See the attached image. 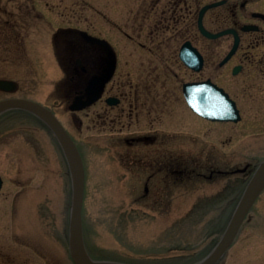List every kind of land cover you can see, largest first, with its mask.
Segmentation results:
<instances>
[{"label": "flooded vegetation", "instance_id": "1", "mask_svg": "<svg viewBox=\"0 0 264 264\" xmlns=\"http://www.w3.org/2000/svg\"><path fill=\"white\" fill-rule=\"evenodd\" d=\"M53 6L50 0H0V81L13 84L11 90L0 88V100L31 99L29 92L41 90L43 87L42 81L38 82L33 74L36 72L34 65L39 69L38 75H45L52 61L55 67H58L59 74L53 79L47 73V78L49 76L48 79L52 80L49 81V86L52 87L44 103L55 115L61 108L65 110L63 121L59 120L67 132L71 133L70 136L79 151L80 145L65 121V116L69 114L78 122L79 128L84 123L82 119L91 117L93 128L99 131L96 137L109 141L108 151L115 152H111L113 157H122L118 156L116 142H120L126 147L125 150H129L130 153L125 155L130 159L134 158L131 151L137 146L143 147L147 153L153 155L154 163L143 168L141 173L134 174L141 176L139 181L142 188L136 200L185 201L187 195L177 193V190L193 189V185L200 186V180L216 182L220 177L234 173L240 175L235 183L224 184L222 189L206 196L203 201L237 203L240 197L228 195V189L242 183L244 176L248 175L256 163L245 159L237 149L229 150L225 138H221L219 142L214 141V134L210 138V134L219 127L236 125L242 119L237 102L222 85L215 82L211 72L213 69L227 70L226 64L239 55L247 64L254 63V54L243 50V42L246 39L251 40L248 37L251 34H259L258 39H252L247 48L256 49L264 45V0H139L137 10L132 12V17L131 14L129 16L127 27H133V20L136 27H140V33L126 32L121 37L118 36L119 41L100 36L93 24L90 31L68 24L67 18L62 19V25H53L49 15L55 7L61 9L59 5ZM64 15L63 11L59 16ZM199 22L212 33L225 29H232L234 32L209 37L201 32ZM45 32H48L47 36H44ZM236 36L239 39L236 51L222 63ZM220 41H230L231 45L223 57L215 62L216 66L213 68V44ZM186 43L201 57L202 64L198 70L187 66L180 57L181 48ZM36 52L39 53L35 56ZM111 53H114L113 73L103 84L100 95L83 109L70 110L69 106L75 98L86 100L87 90L99 87L97 80L107 70ZM122 53L126 55L124 59ZM262 55L264 56V52ZM255 63L262 67L260 60ZM259 66L248 68V74L264 76ZM244 67L242 60L235 64L230 71L232 77L242 76ZM176 70L186 76L179 75ZM62 80L67 81V89L70 92L67 91L63 98L57 97ZM201 82H209V85L213 83L222 88L234 101L240 119L212 120L196 112L186 99L184 85ZM249 88L250 86H247V89ZM52 93L56 94V98ZM184 114H187L186 117H181ZM211 154L217 157L214 162H207ZM196 159L200 162L196 163ZM117 166H113L112 173L117 175L119 183V177L123 180L124 173L120 165ZM225 212H199L200 215L195 218L194 224L209 226L204 227V238L192 245L186 242L168 244L167 249L176 251L174 255L149 256L143 252L142 242L139 248L129 245V249L139 253L122 257L106 253L108 246L105 244L103 233L113 235L118 230L120 234L134 239L135 236L131 234L142 233L146 229L149 216H154L150 219H166L158 223L159 227L168 224L172 225L171 229L179 230L180 224L193 212L111 211L102 212V217H89L87 223L83 212L85 248L89 257L96 260L148 264L145 260L151 258L155 261H179L171 264H193L204 258L223 234L232 215L231 212L225 216ZM106 225L109 226L108 232L105 230ZM96 226L103 232L95 231ZM128 239L125 238L126 241ZM161 246L163 247L162 243L157 244V248ZM15 254L18 262L21 254L14 251L11 256L15 257ZM129 255L135 258L132 259ZM45 258L46 256L43 258L44 262L48 261V258ZM68 259L74 264L69 252ZM223 259L224 257L215 264H220Z\"/></svg>", "mask_w": 264, "mask_h": 264}, {"label": "rangeland", "instance_id": "2", "mask_svg": "<svg viewBox=\"0 0 264 264\" xmlns=\"http://www.w3.org/2000/svg\"><path fill=\"white\" fill-rule=\"evenodd\" d=\"M50 2L53 3V7L61 6L60 10L57 7L52 9L49 15L53 25H62V19L67 18L68 24L90 31L93 29V24L100 36L115 41H119L118 36L121 37L126 32L140 33V27H136V22L133 20V27L131 29L127 27L129 16L131 14L132 17V12L137 10L139 0H50ZM63 11L65 15L60 17V12ZM43 34L47 36L48 32ZM248 37L251 40L246 39L243 42V50L254 54V63L247 64L239 55L226 64L227 70L214 71L213 69L211 72L215 82L222 85L237 102L242 116L241 122L219 127L217 131L210 134V138L213 134L215 142L225 138L229 150L237 149L245 159L256 163L264 157V76L248 74V68L259 66L255 61L260 60L262 67H259L264 72V56H261L264 45L260 48L248 49L247 45L252 43V39L253 41L258 39L259 34H251ZM230 45V41L213 44V68L216 66L215 62L223 57ZM38 53L36 52L35 56ZM125 57L126 55L123 54V59ZM240 59L245 66V72L242 76L233 78L230 71L241 61ZM51 63L47 73L54 79L55 76L58 77L59 70L52 61ZM33 69L36 71L33 74L36 75L38 82L42 81L43 87L41 90L29 92V97L46 106L44 102L50 94L52 86H49V81L52 82V80L48 79L49 76L47 78V73L38 75L39 69L36 65ZM178 72L179 75L186 76L183 72ZM61 82L57 97L63 98L67 91L70 92L67 89V81ZM171 82L175 81L171 80ZM247 86L250 88L247 89ZM51 95L56 98L55 93ZM180 110L183 113L182 108ZM64 114L63 108L60 112L56 111L61 121ZM78 117L83 118L80 115ZM82 120L84 123L79 128L78 122L73 120L70 114L65 116L67 125L80 145L84 162L86 179L83 212L86 223L89 222V217H102V212L111 211L193 212L180 224L179 230L171 229L172 225L168 224L159 227L158 223L166 219H150L154 216H149L146 229L138 235L131 234L135 236L134 239L120 234L118 230L113 235L103 233L106 239L105 244L108 246L106 253L109 255L122 257L139 253L129 249V245L139 248L142 242L144 243L143 252L149 256L174 255L176 251L167 249L168 244L186 242L192 245L204 238L206 233L204 227L208 225L194 224L195 218L200 215L199 212L226 211L225 216H228L233 211L236 203H208L203 200L206 196L222 189L224 184L235 183L240 175L234 173L220 177L216 182L200 180V186L193 185V189L177 190V193L187 195L185 201L140 202V199L136 200L142 188L139 181L141 176H134V174L141 173L143 168L154 163L153 155L147 153L143 147L137 146L131 151L134 158L130 159L125 155L130 153L129 150H125L126 147L116 142L118 146L116 150L119 153L117 155L122 157H113L112 151L110 153L108 151L109 141L96 137L99 131L93 128L91 117ZM215 157H217L215 154H211L207 162H214ZM195 162L200 161L196 159ZM117 164L123 170V180L125 178L123 181L119 177V183L117 175L112 173L113 166ZM0 175L4 180L0 191V255L4 256H0V264L16 262V254L15 257L11 256L14 251L19 252L21 256L18 262L11 264H71L68 259L67 245V222L71 203L68 167L54 135L42 121L26 110L14 108L0 114ZM248 178V175L244 176L242 183L228 189V195L241 197ZM105 230L109 231L108 225L105 226ZM95 231L103 232L98 226ZM161 243L163 247L157 248V244ZM8 253L9 255H6ZM45 256L48 261L44 262ZM130 258L135 257L130 256ZM145 262L171 264L179 261L165 262L149 258ZM220 264H264V192L253 205L234 244Z\"/></svg>", "mask_w": 264, "mask_h": 264}, {"label": "water", "instance_id": "3", "mask_svg": "<svg viewBox=\"0 0 264 264\" xmlns=\"http://www.w3.org/2000/svg\"><path fill=\"white\" fill-rule=\"evenodd\" d=\"M202 11H204V9H202ZM199 28L203 34L209 37H217L219 35L234 32L232 29H225L218 33H212L206 30L200 22ZM84 34L87 33L84 32ZM90 38L93 37L90 36ZM238 41L239 39L236 36L231 50L223 59L222 63L227 61L236 51ZM101 42L107 44L104 40H101ZM180 57L187 66L196 70L200 69L202 64L201 57L195 49L189 46L188 43L184 44L181 48ZM110 60L107 70L97 80V82H99V87L93 90H87L88 96L86 100L82 101L79 97L75 98L73 103L69 106L71 110L82 109L97 99L101 93L103 84L113 73L114 53H111ZM12 85V83L6 81H0V88L2 89L11 90ZM184 93L189 105L200 115L212 120L238 121L240 119L234 101L230 99L229 95L222 88L217 87L213 83L210 85L209 82L188 83L184 85ZM11 108L27 110L39 117L51 129L64 153L71 181L69 252L73 262L75 264H127L113 261L93 260L88 256L85 250L81 222L85 186L84 166L74 141L68 135L60 121L48 108L32 100L13 98L0 101V113ZM1 186L2 179L0 177V189ZM263 189L264 160L258 165L248 181L218 243L205 258L194 264H215V262L225 254L238 234L248 211Z\"/></svg>", "mask_w": 264, "mask_h": 264}]
</instances>
